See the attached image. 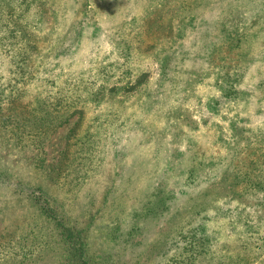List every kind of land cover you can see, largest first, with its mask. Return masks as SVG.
<instances>
[{"label": "rangeland", "instance_id": "obj_1", "mask_svg": "<svg viewBox=\"0 0 264 264\" xmlns=\"http://www.w3.org/2000/svg\"><path fill=\"white\" fill-rule=\"evenodd\" d=\"M21 91L57 129H0V171L89 264H264V0H0L4 108ZM38 210L0 184V264H74Z\"/></svg>", "mask_w": 264, "mask_h": 264}, {"label": "trees", "instance_id": "obj_2", "mask_svg": "<svg viewBox=\"0 0 264 264\" xmlns=\"http://www.w3.org/2000/svg\"><path fill=\"white\" fill-rule=\"evenodd\" d=\"M20 61L23 62L21 59ZM25 92L21 91L15 94L8 101L6 108L0 101V129L10 132L11 135L17 137L19 142L23 141L26 135L29 137L37 135L39 136L37 143L43 144L47 140L46 137L53 131L55 132L57 127L38 125L37 120L40 116L35 113L36 109H32L30 101L25 100ZM37 101L40 102L38 96ZM15 183L17 186H14ZM0 184L5 186V190H8L11 196L23 195L33 201L39 209L40 220L45 223V228L51 226L57 236L61 237L59 244L64 245L66 257H69L74 264H89L92 258L89 256L84 231L73 224L65 223L66 219L61 211L62 206L58 207L41 187H28L20 183L18 179L14 180L4 171H0ZM160 187L162 188H158L155 192V200L147 202L145 207L148 215L157 219L170 215L173 208L169 202L170 197L166 196L163 186ZM32 233H36V231L32 230Z\"/></svg>", "mask_w": 264, "mask_h": 264}]
</instances>
